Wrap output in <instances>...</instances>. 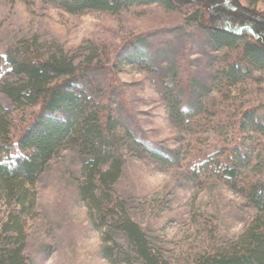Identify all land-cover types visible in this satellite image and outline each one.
I'll return each instance as SVG.
<instances>
[{"label":"rangeland","instance_id":"obj_1","mask_svg":"<svg viewBox=\"0 0 264 264\" xmlns=\"http://www.w3.org/2000/svg\"><path fill=\"white\" fill-rule=\"evenodd\" d=\"M236 1L264 16V0ZM21 41L40 46L41 53L78 59L100 54L104 67L91 76L92 94L105 95L136 136L173 152L176 163L166 165L123 147L121 173L105 191L117 211L141 227L162 262L197 264L237 247L260 213L214 170L237 139L251 162L264 160V135L234 136L232 127L243 111L264 105V69L233 87L214 82L225 51L213 50L204 29L185 22L183 11L157 4L72 14L46 0H0V53ZM170 82L182 86L181 99L194 103L202 95L201 112L188 131L169 118L161 84ZM0 101L8 103L1 94ZM248 171H238L239 182L251 180ZM82 181L80 159L65 147L31 187L34 204L26 205L18 224L27 264H111L102 255L111 244L107 236L125 245L123 232L99 226V214L79 195ZM2 196L0 226L14 210ZM14 236L0 227V242Z\"/></svg>","mask_w":264,"mask_h":264},{"label":"trees","instance_id":"obj_2","mask_svg":"<svg viewBox=\"0 0 264 264\" xmlns=\"http://www.w3.org/2000/svg\"><path fill=\"white\" fill-rule=\"evenodd\" d=\"M46 1L72 14L88 11L116 14L151 4L183 11L185 22L196 23L204 29L213 50L225 51L222 64L214 71V82L233 87L250 78L255 70L264 69V16L236 0ZM39 47L21 41L0 53V94L8 102L0 101V195L4 194L2 197L14 208L0 227L4 233L13 230L15 235L1 240L0 264H27L19 214L24 213L26 205L32 207L35 196L31 187L50 160L65 147L73 148L80 159L83 181L78 188L79 195L90 210L99 214V226L107 232L119 230L125 236V245L107 236L111 244L103 248V257L111 264L117 261L165 264L147 242L141 227L119 213V206L112 204L105 191L121 173L123 147L139 157L166 165L176 163L173 152L136 136L114 114L105 95L92 94L91 76L104 67L100 54L97 56L94 51L78 59L61 51L41 53ZM161 89L170 120L188 131L190 121L201 112L202 95L193 103L179 97L183 93L181 85L162 83ZM232 127L234 136L245 131L264 135V105L243 111ZM237 141L225 148L222 155L226 154L214 171L226 179L229 188L243 195L256 212L264 214V160L251 162ZM241 169L252 173L250 181L239 182ZM101 211L106 213L101 215ZM260 214L253 221L256 225H251L239 237L237 247L200 259L197 264H264V228L259 226Z\"/></svg>","mask_w":264,"mask_h":264}]
</instances>
